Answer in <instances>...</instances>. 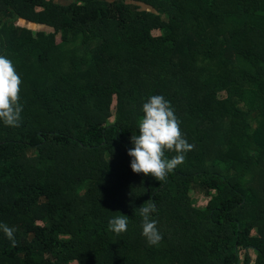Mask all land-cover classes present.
I'll return each mask as SVG.
<instances>
[{"label": "trees", "instance_id": "obj_1", "mask_svg": "<svg viewBox=\"0 0 264 264\" xmlns=\"http://www.w3.org/2000/svg\"><path fill=\"white\" fill-rule=\"evenodd\" d=\"M63 1L0 0V55L23 81L20 126L0 121V223L18 242L0 231V264H264V0ZM151 95L195 146L163 182L127 155Z\"/></svg>", "mask_w": 264, "mask_h": 264}, {"label": "clouds", "instance_id": "obj_2", "mask_svg": "<svg viewBox=\"0 0 264 264\" xmlns=\"http://www.w3.org/2000/svg\"><path fill=\"white\" fill-rule=\"evenodd\" d=\"M23 81L13 62L5 55H0V121L5 126L19 127L22 120L23 105L20 103V91ZM143 116L138 121V135H132V147L127 149L131 157L130 168L133 173L151 175L157 181L163 182L167 175L178 165L184 163L185 154L194 149L180 129V120L175 110L163 95H151L142 104ZM174 152L167 158L165 153ZM156 208L149 201L139 209L141 234L149 245H156L162 239L157 227V220L151 217ZM108 228L117 235L126 232L128 217L124 214L108 220ZM0 231L10 241L11 246H17L14 227L0 223Z\"/></svg>", "mask_w": 264, "mask_h": 264}, {"label": "rangeland", "instance_id": "obj_3", "mask_svg": "<svg viewBox=\"0 0 264 264\" xmlns=\"http://www.w3.org/2000/svg\"><path fill=\"white\" fill-rule=\"evenodd\" d=\"M56 1L61 2V3H65L63 0H56ZM133 4H135V3H133ZM135 5H138L140 7V9L152 10L150 7H148L146 5H143V4L136 3ZM18 23L26 25L28 28H30L34 32H36L38 30H46V31H50L51 30V29H49L47 27H44V26L32 24V23H30V21H26V20H20ZM57 41H60V34L57 36ZM209 197L210 196L204 194L199 188L195 187V188L191 189V200H192V203L199 210H202V209L205 208V206H206V204H207V202L209 200ZM71 264H76V263L72 262Z\"/></svg>", "mask_w": 264, "mask_h": 264}]
</instances>
